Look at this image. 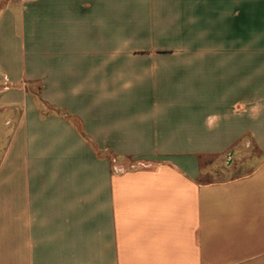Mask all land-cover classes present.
<instances>
[{"label":"crops","instance_id":"crops-1","mask_svg":"<svg viewBox=\"0 0 264 264\" xmlns=\"http://www.w3.org/2000/svg\"><path fill=\"white\" fill-rule=\"evenodd\" d=\"M0 147V264H264V0H0Z\"/></svg>","mask_w":264,"mask_h":264},{"label":"rangeland","instance_id":"rangeland-1","mask_svg":"<svg viewBox=\"0 0 264 264\" xmlns=\"http://www.w3.org/2000/svg\"><path fill=\"white\" fill-rule=\"evenodd\" d=\"M164 45H176L177 42L181 39H164ZM1 152V147H0ZM261 156L257 151L251 149V147L244 146L243 149L237 150V152L228 158L227 160L222 159L221 162H218L217 159H212L210 169L212 171L211 178L214 180H222L231 177L244 174L251 171L255 163L261 161ZM205 162V160H204ZM213 167L217 168V172H213Z\"/></svg>","mask_w":264,"mask_h":264},{"label":"trees","instance_id":"trees-1","mask_svg":"<svg viewBox=\"0 0 264 264\" xmlns=\"http://www.w3.org/2000/svg\"><path fill=\"white\" fill-rule=\"evenodd\" d=\"M38 90H39V88H38ZM37 96L39 97V95L37 94ZM40 103L41 104H43V102H41L40 101ZM50 111L51 112H54V113H61L60 111H58V110H54V109H50ZM62 115H64L65 117H66V119H68V120H70L71 118L68 116V115H66L65 113H63L62 112ZM212 181V178L208 175V176H205L204 178H203V182H211Z\"/></svg>","mask_w":264,"mask_h":264}]
</instances>
